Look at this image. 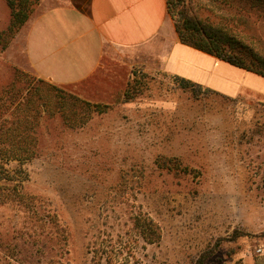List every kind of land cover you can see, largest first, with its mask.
Wrapping results in <instances>:
<instances>
[{
    "label": "rangeland",
    "instance_id": "rangeland-1",
    "mask_svg": "<svg viewBox=\"0 0 264 264\" xmlns=\"http://www.w3.org/2000/svg\"><path fill=\"white\" fill-rule=\"evenodd\" d=\"M31 1L9 41L0 0V124L19 108L17 90L43 104L28 115L35 155L22 162L0 148V264H264V133L253 132L264 97L195 99L159 65L122 61L111 82L128 102L86 107L66 93L87 88L40 83L28 63L26 34L46 0ZM231 26L264 53V9ZM145 217L155 240L134 221Z\"/></svg>",
    "mask_w": 264,
    "mask_h": 264
},
{
    "label": "crops",
    "instance_id": "crops-1",
    "mask_svg": "<svg viewBox=\"0 0 264 264\" xmlns=\"http://www.w3.org/2000/svg\"><path fill=\"white\" fill-rule=\"evenodd\" d=\"M29 26L25 55L40 78L87 88L83 100L122 101L114 66L125 61L159 65L229 97H264V78L183 44L168 0H46ZM124 63V64H127ZM117 80V79H116ZM77 96V95H76ZM90 97V98H88Z\"/></svg>",
    "mask_w": 264,
    "mask_h": 264
},
{
    "label": "trees",
    "instance_id": "trees-1",
    "mask_svg": "<svg viewBox=\"0 0 264 264\" xmlns=\"http://www.w3.org/2000/svg\"><path fill=\"white\" fill-rule=\"evenodd\" d=\"M6 1L11 11V22L4 34L8 40H12L29 20L34 10L32 5H35V3H32L31 0H19L18 3H15V0ZM26 3L30 5L26 6ZM235 8H239V16L237 14L229 17L231 10ZM253 9H264V0H168L169 14L174 21L176 32L183 44L264 78V53L249 47L239 37L240 35L237 33L236 28L231 26V23L237 25L238 20H241L243 16L249 14ZM240 13H244V15L241 16ZM1 39L2 35L0 34V41H2ZM7 45L8 42L2 46L3 50L7 48ZM169 75L176 85L183 90L190 91L195 99L204 98L211 94L222 95L229 99L233 98L184 77ZM38 81L44 83L43 79H38ZM53 89L55 88L53 87ZM55 90L62 94L65 93L63 89ZM31 92V89L26 92L16 91V102H19V108L16 112L11 113V119H6L8 122L4 120L0 124V148L5 149V154L16 153L14 157L22 162L29 160L36 153V131L30 125L32 123L28 121V115L33 116L34 119L38 118L40 105H43L39 103V106H29L28 103H31ZM66 94L74 97L78 102H83L86 107H104V105L93 104L78 96ZM128 100L129 93L126 92L124 102H128ZM10 103L13 106L15 102L12 103L10 101ZM24 103H27V106L23 107ZM4 105L0 103V116L8 117L9 113L6 112L8 108ZM21 106L23 107L22 112H19L18 110ZM259 107H263V109L260 111L259 117L255 119L256 125L253 130L255 134L264 133V105ZM29 111L32 114H28ZM258 113L259 110L256 109L255 117H257ZM134 221L137 226L139 225L144 238L155 240L160 237L159 228L152 219L145 217L144 219L136 218ZM205 260L206 257H203L197 264H204Z\"/></svg>",
    "mask_w": 264,
    "mask_h": 264
},
{
    "label": "built area",
    "instance_id": "built-area-1",
    "mask_svg": "<svg viewBox=\"0 0 264 264\" xmlns=\"http://www.w3.org/2000/svg\"><path fill=\"white\" fill-rule=\"evenodd\" d=\"M261 251H262V249L259 250V252H261Z\"/></svg>",
    "mask_w": 264,
    "mask_h": 264
}]
</instances>
